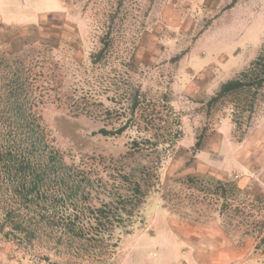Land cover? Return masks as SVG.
I'll use <instances>...</instances> for the list:
<instances>
[{
    "label": "rangeland",
    "instance_id": "rangeland-1",
    "mask_svg": "<svg viewBox=\"0 0 264 264\" xmlns=\"http://www.w3.org/2000/svg\"><path fill=\"white\" fill-rule=\"evenodd\" d=\"M263 43L264 0H0V145L26 131L2 101L14 87L70 168L22 203L0 167V264H215L225 244L264 264V83L210 101ZM137 182L154 184L138 218L103 236L88 219Z\"/></svg>",
    "mask_w": 264,
    "mask_h": 264
},
{
    "label": "trees",
    "instance_id": "trees-1",
    "mask_svg": "<svg viewBox=\"0 0 264 264\" xmlns=\"http://www.w3.org/2000/svg\"><path fill=\"white\" fill-rule=\"evenodd\" d=\"M263 83L264 43L258 53V56L250 63L249 67L240 72L238 77L235 79L221 84L216 96L210 101L217 102L222 97L243 92L252 86L260 87ZM14 92L15 88L13 87L11 90V93L13 94L9 92V94L5 95V99L2 101L5 102L4 105L9 109L10 115L12 112L13 118H15L17 122L20 121L19 128L24 127L26 128V131L24 132V137L22 138L23 141H19L17 136H10V132L9 135L5 133L1 136L0 167L3 168V172L5 174H8L9 180L11 182H15L16 185L13 190L21 195V199H23L22 203H29L32 202L35 197L38 198L41 192H44L41 183L45 177L49 175L52 170L51 168H53V171L56 172L57 177L61 179H64L63 176L70 172V168H66L63 157L58 150L49 153L47 152V140L44 130H34V126L31 121L27 120L28 118L24 113L23 105L19 101L20 98L18 99V96L12 97V95H16ZM131 107V114L134 115V113L139 109L137 99L132 102ZM169 109L171 108L169 107ZM121 131L122 128L116 130L114 133L119 134ZM107 133L108 132H105V134ZM179 133V123L177 122V128L172 130V135L169 140H167L168 142L166 144L172 145L178 139ZM141 145L142 144L138 141H133L132 149L134 150L132 151V155L135 154ZM196 146H200V143L196 142ZM35 164H37L38 167ZM156 169L157 168L152 169V167L142 168V170L138 171V177H140V180L145 179L146 181H150L153 179V181H156ZM32 176L33 179H31ZM24 179L30 180L33 184L27 187L23 181L20 182V180ZM211 181L215 187L213 194L218 196L225 195V187H229L230 189L234 188L232 184L223 183L218 179H212ZM193 183L198 184V180ZM148 187L152 188L154 187V184L149 183L142 186V184L137 182L133 191L134 194L130 200H121L120 205L115 207V211H111L109 209H98L96 216L88 219L89 222L96 224L95 228L104 227V229L100 231L103 236H109L114 228L125 229L130 227L133 224L134 219L138 218L139 207L144 203L147 191L149 190ZM79 188L80 185L76 183L69 187L70 191H72L75 195L78 194ZM61 197H63V194L59 196V199L61 200L57 201L59 205L61 204L60 207L62 204H66L69 200ZM133 197H136V199L132 202L131 199H133ZM107 208H109V205ZM64 212H66L65 209ZM67 212H71L67 215V219L69 221L72 220L74 222L80 219L81 212H78L75 205L71 208L69 207ZM8 217H10V215ZM80 220H82L81 223H83V221H88L83 220L82 218ZM20 227H22L20 223L14 224V229H20Z\"/></svg>",
    "mask_w": 264,
    "mask_h": 264
},
{
    "label": "crops",
    "instance_id": "crops-1",
    "mask_svg": "<svg viewBox=\"0 0 264 264\" xmlns=\"http://www.w3.org/2000/svg\"><path fill=\"white\" fill-rule=\"evenodd\" d=\"M192 226H190L191 228ZM183 237H186L183 235ZM187 239V238H186ZM205 238H199L196 239L199 242H203ZM185 240V239H184ZM204 243V242H203ZM226 245V244H225ZM225 245H221L220 247H216L214 248V250H217V254H216V258L213 260H217L216 262L218 264H237L240 263L242 261V259L244 258V253L240 248L237 247H228ZM216 264L215 261H212Z\"/></svg>",
    "mask_w": 264,
    "mask_h": 264
}]
</instances>
